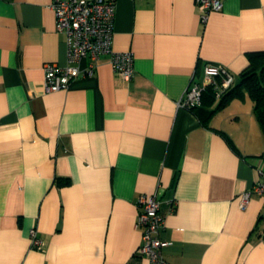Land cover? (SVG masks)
I'll list each match as a JSON object with an SVG mask.
<instances>
[{"label": "crops", "instance_id": "0c3cea01", "mask_svg": "<svg viewBox=\"0 0 264 264\" xmlns=\"http://www.w3.org/2000/svg\"><path fill=\"white\" fill-rule=\"evenodd\" d=\"M52 3L0 0V264H149L136 224L156 192L167 264H264L263 198L239 206L264 165L253 102L178 108L206 65L237 84L264 52V0H222L205 24L196 0H117L113 45L132 51V81L103 55L45 93L46 66L68 64Z\"/></svg>", "mask_w": 264, "mask_h": 264}, {"label": "built area", "instance_id": "2783aa9c", "mask_svg": "<svg viewBox=\"0 0 264 264\" xmlns=\"http://www.w3.org/2000/svg\"><path fill=\"white\" fill-rule=\"evenodd\" d=\"M202 23L208 21L213 11L222 9V0H196ZM117 0H53L51 9L55 15L56 30L66 36L68 64L65 67L48 65L45 68V93L69 89L74 80L81 74L92 75L95 62L103 55L110 56L112 68L124 84L132 81L134 56L131 50L119 51L113 45L114 25ZM86 59L91 65L86 72L80 68V63ZM236 84L233 74L223 65L208 64L204 69L203 81L193 82L178 102V108L195 110L203 105V98L208 89L213 90L215 101L223 97ZM257 169V180L253 187L241 195L240 209L246 210L253 195H258L264 201V165ZM163 200L156 192L151 196L139 199L140 214L136 228L142 233V245L136 256L145 257L149 264H167L163 255L166 245L161 240V232L165 229V215L161 212ZM170 214L177 208V202L169 199ZM264 222V204L261 213ZM32 248L42 250L44 242L39 237L36 228L30 231Z\"/></svg>", "mask_w": 264, "mask_h": 264}, {"label": "trees", "instance_id": "16d2710c", "mask_svg": "<svg viewBox=\"0 0 264 264\" xmlns=\"http://www.w3.org/2000/svg\"><path fill=\"white\" fill-rule=\"evenodd\" d=\"M248 60L249 66L241 73L239 82L223 97L217 109L225 108L232 100H243L248 96L253 102L254 115L264 134V52L248 53ZM203 101L209 105L215 102L212 89L207 90Z\"/></svg>", "mask_w": 264, "mask_h": 264}]
</instances>
